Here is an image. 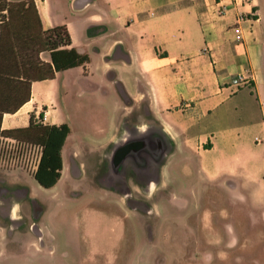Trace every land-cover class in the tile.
I'll list each match as a JSON object with an SVG mask.
<instances>
[{"label": "crops", "instance_id": "1", "mask_svg": "<svg viewBox=\"0 0 264 264\" xmlns=\"http://www.w3.org/2000/svg\"><path fill=\"white\" fill-rule=\"evenodd\" d=\"M33 1L42 29L65 26L70 47L89 62L32 82L29 101L3 114L0 131L26 128L31 115L45 126L66 124L62 177L65 161L80 154L67 147L73 130L61 106L72 103L75 87L77 113L91 105L103 114L111 103L124 132L109 138L108 158L144 115L159 129L160 166L187 155L208 185L235 194L242 208H261L264 220V0ZM104 121L94 128L103 130Z\"/></svg>", "mask_w": 264, "mask_h": 264}, {"label": "rangeland", "instance_id": "2", "mask_svg": "<svg viewBox=\"0 0 264 264\" xmlns=\"http://www.w3.org/2000/svg\"><path fill=\"white\" fill-rule=\"evenodd\" d=\"M71 92L72 103L61 106L73 130L67 147L80 154L65 161L55 186L0 165V264H264L261 208H242L235 194L208 185L187 155L160 166L150 137L159 129L144 115L128 131L133 143L141 138L137 155L108 158L109 138L124 132L110 117L111 103L103 114L91 105L77 113Z\"/></svg>", "mask_w": 264, "mask_h": 264}, {"label": "trees", "instance_id": "3", "mask_svg": "<svg viewBox=\"0 0 264 264\" xmlns=\"http://www.w3.org/2000/svg\"><path fill=\"white\" fill-rule=\"evenodd\" d=\"M0 17L1 128L3 114H14L29 101L32 82L50 80L57 72L84 66L89 57L70 47L65 26L42 29L33 0H0ZM40 54L47 55L48 61L36 62L35 56ZM69 132L66 124L45 126L31 115L26 128L3 130L0 136L41 148L33 178L39 186L51 188L61 176V150Z\"/></svg>", "mask_w": 264, "mask_h": 264}, {"label": "built area", "instance_id": "4", "mask_svg": "<svg viewBox=\"0 0 264 264\" xmlns=\"http://www.w3.org/2000/svg\"><path fill=\"white\" fill-rule=\"evenodd\" d=\"M236 41L241 40L239 26L232 28ZM239 83L243 81L238 77ZM37 121L40 120L37 118ZM41 157V148L17 141L10 137L0 136V165L10 168H20L32 176L36 172Z\"/></svg>", "mask_w": 264, "mask_h": 264}, {"label": "flooded vegetation", "instance_id": "5", "mask_svg": "<svg viewBox=\"0 0 264 264\" xmlns=\"http://www.w3.org/2000/svg\"><path fill=\"white\" fill-rule=\"evenodd\" d=\"M137 136H139V135H137ZM150 137H151V142H153L155 146L160 144V141H159V139H157V136L155 134L152 133V135ZM139 139H141V138H139ZM131 140H132V138H130L125 144L121 145L117 149V151L114 154V160L118 159V162H122L127 157L137 155V153L141 150L140 147H138L139 149H136V150L135 149L132 150V148H133L134 144H136V143L142 144V142L140 140H138V142L136 141L133 143V141H131ZM138 146H139V144H138ZM155 154H158V153L155 152ZM155 154L153 153L152 155L155 156V158L158 157V155H155Z\"/></svg>", "mask_w": 264, "mask_h": 264}]
</instances>
